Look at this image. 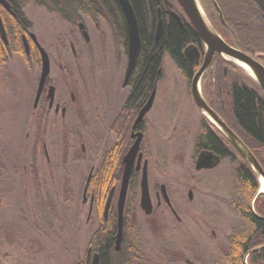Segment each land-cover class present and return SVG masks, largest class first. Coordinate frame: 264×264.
I'll list each match as a JSON object with an SVG mask.
<instances>
[{
  "label": "flooded vegetation",
  "instance_id": "1",
  "mask_svg": "<svg viewBox=\"0 0 264 264\" xmlns=\"http://www.w3.org/2000/svg\"><path fill=\"white\" fill-rule=\"evenodd\" d=\"M99 1L0 0V21L2 23V28H0V224L4 228H19L23 224L28 227L37 225L36 227L42 228L46 226L47 215L52 223L62 222V217L57 215V212L63 208L62 203L78 202V186L75 181L78 177L76 167L79 161L80 145L81 154L86 155L87 162L91 164L83 188L82 203L88 207L87 223H95L96 229L94 228L88 240L84 259H78L74 264H92L96 254L99 255L100 264H103V248L97 246L95 234L102 229L101 219L109 221L111 216L116 218L114 249L116 251L123 249L124 253L128 254L125 264H159V262L161 264H199L198 260L201 258L195 260L191 252L192 247L195 250L199 247L198 249L201 250L200 241L203 240L201 234L206 235L209 231L214 240L219 238L213 225L216 224L215 220L219 218L220 211L217 209L218 211L212 212L213 215H211L210 210H198L194 205L208 191L204 176L211 174L220 180L223 178V172L219 170L218 173H213L214 170L221 168L223 162H229L235 166L236 171L242 155L222 128L214 125L206 115L201 113L193 98L192 80L200 65L194 66L196 69L191 77L185 76L178 68L188 83L193 105L199 111V123L194 124L197 125L195 130H192L190 125L194 121L193 111L190 110V115L185 120L186 124L190 125V127L187 126V131L194 138V159L189 166L190 171L182 195L179 190L175 191V186L172 187L171 184L160 181V178L152 179L151 182L153 157L147 148L151 147L157 138V136L153 138L152 135L154 123L151 118L158 98L159 74L163 72V65L161 70H156L153 79L148 82L144 76L141 51L137 64L126 81L128 46H125L122 30L115 22L117 16L107 14L105 11L108 12L110 9L101 8ZM163 1L165 5L174 8L171 0ZM205 1H211L201 0L209 18L210 15L211 17L214 15L215 18L218 16L224 21L223 13L218 5H216L215 14L210 8L212 5H208ZM174 2L177 3L176 0ZM118 5L126 23L119 0ZM96 6L105 13L96 15ZM176 6L177 15L175 11L168 9H165L163 13L159 7L157 22L160 12L164 20V28L170 27L168 22L170 14L176 15L175 18L183 26L182 18L186 19V16L181 12L182 9L178 3ZM45 17L55 22V28L49 29L55 36L50 46L46 43L44 25L41 23V18ZM211 22L224 38L215 21L211 19ZM104 26L111 30L113 50L115 53L118 52L115 54L118 57L116 67L118 70L123 67L122 77L120 76L118 81L121 90L119 99L111 93L113 90L111 84L114 82L108 85L109 93L105 89V96L99 99L98 94L92 92L94 87L90 91L91 83L86 85L83 81V75H91L87 63L88 57L94 63L91 65H101L94 59L93 34L95 28L99 31ZM154 38L156 39L155 33ZM225 41L229 43L226 39ZM194 45L198 46L201 52L200 63L203 64L204 46L201 41ZM232 46L248 53L264 65V58ZM46 59H48L47 71ZM110 62L112 63V59ZM233 70L232 65L222 62L218 56H215L202 78V94L208 105L254 153L264 169V147H255L256 144L244 134L232 109L230 92L233 91L238 81V75H234ZM235 73H238L237 69ZM86 79L90 82L87 77ZM258 86L262 91L259 84ZM152 94L154 95L151 106L137 122ZM170 104L172 103L168 101L163 111L168 113L174 109L176 112L179 102H174L171 106ZM172 115L174 118V114ZM96 133H101V135L96 138ZM139 138V149L128 183L123 234L117 249L118 199L125 171L124 157ZM96 141L100 143L98 149L95 148ZM198 144L200 147H197ZM140 153H142V158L139 161ZM200 153L211 154L218 159L217 163L198 169L196 161ZM146 161L153 204L151 213H146L140 205L141 180ZM103 165L107 166L106 176L100 173ZM5 168L7 172H2ZM235 171L234 185L236 187ZM253 174L256 176L254 171ZM97 177L98 180L105 177L108 181L117 180L107 193L108 199L113 191L107 214H105L107 199L101 215L97 206L98 189L91 186ZM87 182L88 187L86 188ZM163 185L166 187L171 205L163 197ZM235 187L229 200L230 208L245 225L244 216L233 204ZM131 188L138 190V208L130 211V228L128 227L127 232L129 236H125L126 204ZM197 188L202 190L201 196L198 195ZM170 189L180 199L182 197V202H185L183 213L171 200ZM253 199L251 201L252 214L264 220V215L256 211V201L254 209L252 208ZM2 207L6 210H2ZM7 216L8 220L4 221L3 219ZM140 216L152 218V228L162 229V237L156 242L165 245L164 248L160 246L157 248L155 246L158 245L154 244L151 247L150 241L146 240L148 230L145 224L141 223ZM243 225H237L231 230L228 236L229 244L234 229ZM261 245H264V241ZM42 246H44L43 243ZM134 251L137 254H133ZM48 255L51 257L48 261L57 260L56 255Z\"/></svg>",
  "mask_w": 264,
  "mask_h": 264
},
{
  "label": "rangeland",
  "instance_id": "2",
  "mask_svg": "<svg viewBox=\"0 0 264 264\" xmlns=\"http://www.w3.org/2000/svg\"><path fill=\"white\" fill-rule=\"evenodd\" d=\"M205 3H208V1H205ZM210 8L212 9V7ZM208 19L211 22L209 16ZM41 23L44 25L43 31L45 32L44 35H46V43L50 46L55 36L49 29L55 28V22L45 17L41 18ZM100 29L99 32L97 28H95L93 42L95 45L94 59L101 65H91L94 63H92L91 58L89 59L88 57L87 63L89 65H87L91 75H83V81L86 85L91 83L90 91L92 87H94L92 92L98 94L99 99L105 96V89L106 92L109 93L107 90L108 85L110 82H114V84L110 83L113 87L111 93L114 94L116 99H119L121 90L119 89L118 81L120 76L122 77L123 67L120 70L116 67L118 57L115 54L118 52L116 51L115 53L113 50L111 30L107 26ZM111 59L112 63L110 62ZM86 77L90 82H87ZM168 101L172 103L170 106L173 105L174 102H179L176 112L173 108V111H169L168 113L163 111ZM190 110L193 111L192 114L194 119L190 125L193 128L192 130H195L199 123V111L193 105L187 81L173 62L169 53H167L163 62V72L159 82L158 98L151 118L154 123L152 135L153 138L157 136V140L155 139V141L152 139L154 140L153 144L147 149L153 157L151 161V182L152 179L160 178V181L167 182L171 184L172 187L175 186V191L177 192V190H179L181 195L184 192V184L190 171L189 166L194 159V138L193 135L189 134L187 131V126L190 127V125H187V122H185L190 115ZM172 114H174V118ZM196 122L197 125L195 126L194 124ZM173 123H175V126L177 124V126H173ZM95 135L97 138L101 133H96ZM95 144V148L98 149L100 143L96 141ZM78 154L79 161L76 167L78 177L75 181L78 186V202L73 204L62 203V210L57 212V215L62 217V222L59 221L60 223H52L49 219V215H47L46 226L42 228L36 227L37 225L28 227L24 224L19 228H4L0 224V264H74L76 260L84 259L88 240L94 228L96 229V224H93V222L87 223L86 217L88 207L86 204L82 203L83 188L91 164L87 162V156L81 154L80 145ZM219 170L223 172L222 180L217 179V177L211 174L204 176L208 191L202 196L200 201L198 200L194 203L198 210H210L211 215H213L212 212L219 210L221 216L215 220L216 224L213 225L219 238L214 240L209 231L206 235L197 232L199 235L201 234L203 238V240L200 241L201 250L198 249L199 247L196 250L192 247L191 253L194 254L193 257L195 260L201 258V260H198L199 264H222L221 256L228 248V236L231 230L237 225H243L240 218L232 211L229 204L231 192L235 187V166L229 162H223L221 168L214 170L213 173H218L217 171ZM2 172H7V169L5 168ZM169 191L174 205L183 213L186 204L182 202V197L180 199L171 189ZM201 191L202 190L197 191L200 196L202 195ZM184 197H186L185 194ZM203 199L205 201H203ZM186 207L188 208L190 206ZM1 209L6 210L4 207ZM2 214L4 216V213ZM37 215L41 217V214ZM3 220H8V216ZM140 220L142 224H145L148 230V237L146 240L150 241L149 244L151 247L154 244L158 245L155 246L157 248H159V246L164 248L165 245L156 242L158 238L162 237V229L152 228V218L148 219L140 216ZM210 220H214V218H210ZM164 234L166 236V233ZM42 243L44 246H42ZM48 254L56 255L57 260H54L55 262L48 261V259H51ZM247 263L251 264L249 256L247 258ZM159 264L161 263L159 262Z\"/></svg>",
  "mask_w": 264,
  "mask_h": 264
},
{
  "label": "trees",
  "instance_id": "3",
  "mask_svg": "<svg viewBox=\"0 0 264 264\" xmlns=\"http://www.w3.org/2000/svg\"><path fill=\"white\" fill-rule=\"evenodd\" d=\"M20 1V0H18ZM136 11L142 38V56L144 76L148 82L153 79L156 70H161L163 58L166 53L177 65V67L187 77H191L196 69L190 64L184 55V49L189 44L200 43V38L189 22L182 18L183 26L175 18L177 15L174 0H171L174 8L164 4L163 0H130ZM212 10L216 11V5L223 13L224 21L218 16L210 18L215 21L218 29L224 38L234 46L243 49L251 54L264 58V12L255 0H210ZM101 8L110 9L105 11L115 18L118 28H121L122 38L125 46H128V31L122 12L119 10L118 0H100ZM106 2V4H105ZM213 3V4H212ZM159 7L164 13L165 9L175 11L176 15L170 14V27L164 28L161 37L156 40L154 33L156 30L157 14ZM101 11V12H100ZM96 6L95 13H105ZM183 13V11H181ZM209 12V11H208ZM166 13V12H165ZM120 15V16H119ZM185 15V14H184ZM220 58V57H219ZM222 62L232 65L234 75H238L237 85L230 92L232 109L239 125L242 126L244 134L250 138L255 147H264V96L256 81L242 68L233 62H228L220 58ZM237 69L238 73H235ZM162 73L159 74L161 79ZM147 82V83H148ZM146 86V85H144ZM143 86V87H144ZM200 147V144L197 145ZM241 157V156H240ZM239 168L235 171L237 185L235 187L234 207L238 209L245 218L246 224L234 229L231 236V243L222 254L223 264H245L244 256L250 250L259 247L264 241V220L256 217L251 212V201L256 194L259 183L253 174L249 164L240 158ZM107 166L103 165L100 173L105 176L108 173ZM117 182L116 179L108 181L106 177L98 180L94 179L91 186L98 189L97 206L102 215L103 206L107 199V193L111 186ZM264 194H259L256 202V211L264 215ZM138 208V190L131 188L126 204L125 236L130 228V211ZM102 217V216H101ZM102 221V229L96 232L97 246L103 248V264H125L128 254L122 250L114 249V234L116 232V218L111 216L109 221ZM133 254H137L136 251ZM133 259H135L133 257ZM251 264H264V247L253 251L249 255Z\"/></svg>",
  "mask_w": 264,
  "mask_h": 264
},
{
  "label": "water",
  "instance_id": "4",
  "mask_svg": "<svg viewBox=\"0 0 264 264\" xmlns=\"http://www.w3.org/2000/svg\"><path fill=\"white\" fill-rule=\"evenodd\" d=\"M176 1L183 9L185 15L187 16L191 25L197 32L204 46L205 55H204L203 64L200 63L201 52L198 46L194 44H190L184 49V55L186 56L190 64L192 66L200 65L199 69L195 73L192 80L191 89H192L193 98L201 113L206 115L214 125L222 128L223 132L228 136V138L234 144V146L242 155L244 160L249 164V166L255 172L260 184V188L252 203V208L254 209V202L256 197L260 193H263L261 191V179L264 180V169L260 164L259 160L254 155V153L248 148V146L240 139V137L236 133H234L227 126V124L223 121V119L208 105L202 94L201 82L204 73L206 72L211 61L215 56H218L228 62L235 63L236 65L244 69L247 73H249L260 85L264 95V65L256 58L249 55L248 53L241 51L236 47H233L232 45H230L225 41V39L217 32V30L211 24L210 20L208 19V16L206 15L203 9L200 0H176ZM255 1L264 12V0H255ZM119 2L121 4V7L123 9L126 18L127 31H128V67L126 73V81H127L137 64L138 57L142 49V38H141L139 21L132 3L130 2V0H119ZM0 28H2L1 21H0ZM163 29H164V20L162 19L159 12V19L156 24V32H155L156 39H158L159 36L162 34ZM47 69H48V59H46V71ZM153 95L154 94H152L151 99L148 101V103L140 113L137 122L140 121L144 113L151 106ZM139 144H140V138L135 142V144L131 147L129 152L124 157L125 171H124V176L120 189V195L118 199L117 249L120 246V242L123 234L124 207H125L126 195L128 190V183H129L133 163L139 149ZM141 158H142V153L139 154V161L141 160ZM217 161L218 159L212 156L211 154L200 153L196 161V167L200 169L202 167L213 166L217 163ZM87 187H88V182L86 184V188ZM162 193L166 202L171 205L165 185L162 186ZM112 195H113V191L111 192V194L107 199L105 205V214L108 213L110 203L112 200ZM140 205L142 209L145 210L146 213L152 212L153 204H152L151 194L148 184L147 161L144 165L143 176L141 180ZM262 247H264V245H261L259 247L250 250L244 258V263L248 264L247 263L248 256L253 251L258 250ZM92 264H100V258L98 254H96L93 257Z\"/></svg>",
  "mask_w": 264,
  "mask_h": 264
},
{
  "label": "bare ground",
  "instance_id": "5",
  "mask_svg": "<svg viewBox=\"0 0 264 264\" xmlns=\"http://www.w3.org/2000/svg\"><path fill=\"white\" fill-rule=\"evenodd\" d=\"M261 191L264 193V180L261 179Z\"/></svg>",
  "mask_w": 264,
  "mask_h": 264
}]
</instances>
